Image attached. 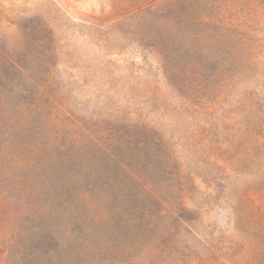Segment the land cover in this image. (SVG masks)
<instances>
[{"label": "rangeland", "instance_id": "obj_1", "mask_svg": "<svg viewBox=\"0 0 264 264\" xmlns=\"http://www.w3.org/2000/svg\"><path fill=\"white\" fill-rule=\"evenodd\" d=\"M0 264H264V0H0Z\"/></svg>", "mask_w": 264, "mask_h": 264}]
</instances>
